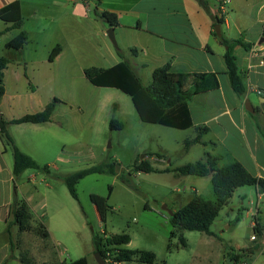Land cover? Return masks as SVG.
Listing matches in <instances>:
<instances>
[{"label": "crops", "instance_id": "crops-1", "mask_svg": "<svg viewBox=\"0 0 264 264\" xmlns=\"http://www.w3.org/2000/svg\"><path fill=\"white\" fill-rule=\"evenodd\" d=\"M207 1L211 14L205 12L197 0H95L88 9L81 3L69 0H0V10L20 2L23 17L21 29H12L11 24L0 20V31L4 33L0 35V57H6L10 61L4 72L5 95L0 104V119L12 122L42 112L58 97L57 90L60 84L72 83L71 73L77 72L85 76V70L88 69L85 66L87 60L95 59L100 63L97 65L100 69H108L125 59L146 86L152 83L154 71L168 64L175 73H214L218 74L220 88L195 96L189 105L194 125L192 129L196 130L198 127L210 129L202 140L208 145H198L212 155L228 153L251 174L264 178V162H259L254 150V146L257 145V151L260 149L264 161V143L263 141L261 143L260 135L251 124L245 109L246 101L256 109L259 105L255 102L263 104L264 98V28H259L256 33L252 31L255 25L252 12L260 1L233 0L228 8L227 19L221 26L225 38L242 40L250 45L248 49L241 45L234 48L236 63L244 75L246 85V93L242 99L230 88L226 75L224 55L227 49L216 36L214 37L215 26L212 16L218 15L221 0ZM262 7L263 5L259 12ZM103 12L113 13L118 18L119 25L114 29L120 49L113 48L110 44L106 34L111 27L100 18ZM229 12L237 17L233 26L235 34L240 35L238 38L232 34L233 19ZM261 22L258 19V24ZM21 31H25L29 36L25 47L21 51L7 49V43L15 39ZM57 46L61 47V52L51 62L48 57ZM119 53L125 58L122 59ZM143 77L146 78V83ZM258 92H262L263 95H258ZM255 96L260 97L262 101L260 98L257 100ZM194 102L198 103L197 120L192 109ZM63 105L66 104L62 101L56 107L49 124L10 125L7 132L15 145L38 162L40 161L35 158L37 156L52 159L61 156L58 119L63 112L61 111ZM260 122L264 127V114L260 116ZM27 133L34 134L28 142L24 138ZM41 133L48 135L45 138L38 137ZM236 144L242 145L253 164L254 171L231 151L230 146ZM223 145L228 151L221 150ZM25 148L29 151H25ZM12 156L11 146L4 136H0V185L2 189L4 185L6 186L5 200L0 203V225L4 227L0 231V236L3 237L0 264H5L10 256V241L5 232L7 225L10 226V230L12 226L15 227L13 222L10 224L13 219L10 215V206L15 196L19 198V193L24 190L17 186L14 192L11 188V182L17 179L14 176ZM151 166L157 171L167 169ZM207 179L211 181L210 177ZM193 184V191L200 194L197 183ZM34 193L24 194L28 208L34 213L33 222L35 225H45L43 221L46 218L48 226H45L49 230L50 239L56 240L50 226L46 198L43 197V200L31 208L33 202L31 197ZM3 208L7 209L5 214L1 212ZM254 218L255 223L260 224L258 212ZM125 248L128 249V246ZM45 259L47 261L43 263L54 264L52 258ZM64 263L68 264L62 262Z\"/></svg>", "mask_w": 264, "mask_h": 264}, {"label": "rangeland", "instance_id": "rangeland-1", "mask_svg": "<svg viewBox=\"0 0 264 264\" xmlns=\"http://www.w3.org/2000/svg\"><path fill=\"white\" fill-rule=\"evenodd\" d=\"M259 1L252 12V19L255 21L252 31L255 33L259 28H264V0ZM229 13L233 19L232 34L238 38L240 35L235 34L233 26L237 17L234 13ZM258 19L262 21L261 24H258ZM115 39L117 49H120L116 35ZM110 44L116 48L111 41ZM99 64L92 59L87 60L85 66L88 69L99 68ZM71 76L72 83H62L57 90V98L66 104L61 107L63 112L58 119L61 156L54 159L47 157L50 160L35 157L40 162L35 161L42 167L47 166L48 170H27L11 182L14 192L17 186L24 189L19 193L20 199L24 200L25 193L30 195L35 192L31 197V208L43 200V197L46 198L50 226L56 240L50 239L46 242L33 233L20 235L18 228L12 226L11 235L14 242L20 240V248L12 250L10 247V256L5 264H22L19 256L21 251L26 250L39 264L47 261L45 258H52L54 264H62L84 257L89 264H98L92 233L101 234L104 231L108 235H129L132 241L128 249L154 253V264H229L227 261L232 250H252L256 245L261 248L254 256L247 255L246 259L249 264H264V234L260 236L253 229L256 224L254 216L258 212L260 227L264 231V194H259L257 188L251 186L237 189L229 205L221 211L211 227L214 235L186 231L183 236L187 239L188 246L181 248L179 239L171 237V216L163 208L166 206L173 211L187 205L195 193L192 189L193 183H197L201 195L214 199L209 179L179 176L174 172L187 164L204 161L205 154L209 153L199 145L186 149V141L197 136L196 130L182 131L143 123L128 95L117 89L94 87L81 73H71ZM143 79L145 82L146 78ZM255 98L259 100L260 97ZM255 103L261 109L264 98L263 104ZM197 108L198 103L194 102L192 109L195 111L196 120ZM261 113L264 114L263 111ZM248 116L251 124L255 126V120L250 113ZM113 119L123 123L124 129L112 131L110 122ZM47 135L41 133L38 137L45 138ZM32 136L34 134L27 133L24 138L28 142ZM262 141L261 139V143ZM230 149L254 171L253 164L241 144L230 146ZM221 150L228 151L224 145ZM254 150L259 162H264L262 152L260 149L257 151V145ZM25 151H29L28 148ZM227 155L233 158L232 155ZM144 158L151 165L167 168L170 172L132 171L134 165ZM103 162H116L117 175H91L85 178L77 186L79 201L75 200L63 177ZM124 176L130 179V183L123 180ZM5 188L4 185L3 190L0 185V203L5 200ZM91 195L108 199L110 209L106 222L100 221L91 202ZM240 211L243 218L237 225H233ZM1 212L5 214L7 209L3 208ZM12 222L13 219L10 224ZM43 222L48 226L46 218ZM1 229H4L3 225H0V231ZM252 236H257V241H252ZM2 244L3 237L0 236V246Z\"/></svg>", "mask_w": 264, "mask_h": 264}, {"label": "trees", "instance_id": "trees-1", "mask_svg": "<svg viewBox=\"0 0 264 264\" xmlns=\"http://www.w3.org/2000/svg\"><path fill=\"white\" fill-rule=\"evenodd\" d=\"M200 5L205 9V12L211 14L208 8L207 0H197ZM100 18L111 28H116L119 25L118 18L115 14L103 12ZM214 26L224 24V21L217 16H212ZM0 20L11 24L12 29H21L23 27V17L21 14L20 2L13 3L0 10ZM4 33L0 31L2 36ZM217 36L214 33V37ZM29 41V36L25 31L21 33L12 41L7 43L6 48L14 51H21ZM221 43L227 47L224 55V62L226 64V75L228 76L230 85L238 98L242 99L246 93V85L244 82V75L240 72L237 62V57L234 53V48L241 45L245 49L249 48V44L244 43L242 40H229L221 36ZM61 47L57 46L51 53V62L60 54ZM119 56L124 59L125 56L119 53ZM10 61L6 57H0V104L5 95L4 86V72L7 69ZM85 76L90 84L100 87L117 89L128 95L134 105L139 119L143 123L160 125L177 130H190L193 128V120L189 105L193 98L199 94L218 90L220 82L218 74L214 73H175L171 70L168 64L165 67L158 68L154 71L152 76V83L148 86L137 75L132 66L125 61L108 68H89L85 70ZM62 101L55 98L49 103L45 109L37 114L25 116L19 120L7 122L0 119V136H4L7 143L11 146L14 157V176L19 178L27 170L47 171L48 167H41L33 158L22 152L10 137L8 127L10 125L18 124H45L51 122L55 113L56 107ZM262 110L256 108L254 114H250L255 120V128L264 141V127L260 122ZM110 129L112 131H120L124 129L123 123L113 119L110 122ZM210 132L207 127L196 128L197 136L193 140H187L185 145L186 149H190L194 145L201 144L207 146L208 143L203 142V136ZM135 173H169L170 170L157 171L152 168L151 163L147 160L137 162L133 170ZM176 172L179 176H194L199 178H211V190L214 199H208L197 191L194 193L192 199L187 205L176 210L174 216L170 217L172 225V238L179 239V245L185 249L188 246L187 239L184 232L195 231L204 233L208 236H213L211 230L215 220L219 217L221 211L229 205L236 190L245 186L257 188L259 194H264V178L256 177L251 174L240 162L231 158L229 155H212L211 153L205 154L204 161H198L193 164H187L177 168ZM91 175H117L116 162H103L92 167L82 169L72 174L63 177L69 193L71 196L79 201L77 186L85 178ZM126 183H130V179L126 176L123 177ZM112 192V188H110ZM91 202L96 207L101 222H106L107 214L109 212L108 199L91 195ZM25 200L19 199L15 196L12 205L10 206V215L13 218V225L18 227L20 235L24 233H33L40 237L42 240L49 242L50 233L44 224L35 225L33 222V215L28 208ZM243 218L242 211L234 220L233 225H237ZM10 226H7L6 233L9 236L11 249L20 248L18 245L20 240L14 242L10 232ZM254 232L263 236V229L260 224L256 222ZM92 243L94 253H100L103 259L107 260L108 254L116 264H154L156 262V255L148 251L130 250L125 248L131 243V237L127 234L108 235L106 231L101 234L92 233ZM260 245H256L252 250H232L228 263L238 264V261L247 260V255H254L259 250ZM19 260L22 264H39L36 260L26 251H21ZM248 261V260H247ZM49 264V263H42ZM66 264V263H64ZM68 264H89L88 259L80 258Z\"/></svg>", "mask_w": 264, "mask_h": 264}, {"label": "built area", "instance_id": "built-area-1", "mask_svg": "<svg viewBox=\"0 0 264 264\" xmlns=\"http://www.w3.org/2000/svg\"><path fill=\"white\" fill-rule=\"evenodd\" d=\"M71 2H74V3H81L83 4L86 9L90 8L91 7V4L95 1V0H69ZM233 0H221L220 2V5H219V11L218 12V18L222 19L225 23L226 19H227V15H228V8H229V5L232 3ZM258 95L262 96L263 93L262 92H258ZM256 226V225H255ZM254 226V227H255ZM253 227V229H254ZM257 236H252L250 237L252 241H257ZM112 257H110V254H108V258L106 261L107 264H116L114 262L113 259H111ZM239 263L238 264H249L247 260H241V261H238Z\"/></svg>", "mask_w": 264, "mask_h": 264}, {"label": "water", "instance_id": "water-1", "mask_svg": "<svg viewBox=\"0 0 264 264\" xmlns=\"http://www.w3.org/2000/svg\"><path fill=\"white\" fill-rule=\"evenodd\" d=\"M215 33L217 35L216 37L218 38V41L221 43L222 31H221V25L220 24H217L215 26ZM114 34H115V29L114 28H109V30L107 31L106 35L108 36L109 40L114 44V46L117 48V42H116ZM226 49H228V48L226 47ZM245 109L250 114H254V112H255V109L253 108V106L251 105V103L249 101H246ZM261 110L264 113V105L262 106ZM163 209L165 211H167L170 214L171 217L174 216V212L170 211L169 209H167L166 206ZM95 259H96V262L98 264H107L105 259H103L102 255L100 253H96L95 254Z\"/></svg>", "mask_w": 264, "mask_h": 264}]
</instances>
